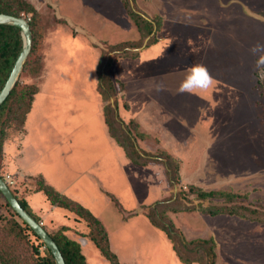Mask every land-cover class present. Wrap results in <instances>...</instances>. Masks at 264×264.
<instances>
[{
  "label": "rangeland",
  "instance_id": "374dc122",
  "mask_svg": "<svg viewBox=\"0 0 264 264\" xmlns=\"http://www.w3.org/2000/svg\"><path fill=\"white\" fill-rule=\"evenodd\" d=\"M26 1L37 12L33 22L34 49L26 60L31 61V66H41V69L37 72L38 67H28L30 72L21 71L9 100L10 107L12 111L16 109V98L22 89L28 85L37 86L40 91L34 97L37 108L32 105L29 112L35 118L28 126V138L34 142L41 137L39 132L49 131L51 135V138L45 140L43 137L41 142L32 144L30 156H34L33 153L47 155L48 152L49 158L53 157L60 149L55 142L61 141L67 129L71 131L82 121L86 123L75 135L78 143L79 140L86 141L83 133L96 124L92 122L95 105L91 99L97 95V65L99 60L104 64L110 62L108 70L115 92L108 102L103 101L98 93L103 103L102 110L107 103H114L118 113H124L123 104L131 112L136 109L141 112L138 119L150 131L154 129L151 131L153 139L146 142L135 139V149L150 161L147 164L153 167V173L159 180L152 176V179L147 178L143 175L146 173L144 170H137L139 174L136 176L131 175L126 165L127 175L120 178V185H114V179L108 180L114 190L130 180L133 183L130 187H138L141 192L139 198L147 204L142 201L134 212L133 206L127 207V203L120 205L113 192L108 191L110 195L105 194V199L109 200L114 220H120L121 211H131L129 218H132L124 228L134 229L136 233L140 227L134 215L146 217L148 206L160 199H173L170 195L173 194L179 200L176 204L179 211L166 212L165 217L185 241L211 237L215 245L214 264H264V78L257 74L253 66L255 57L249 52L256 42L264 43V0ZM125 1L134 12L160 26L155 32V42L148 46V38H145L141 50L131 49L130 52L138 55L144 50L142 55H147L148 48L158 42L157 38H164V42L171 39L174 43L172 56L167 53L168 57L158 61V57L152 55L160 54L159 50H151L152 55L148 53L147 59L136 63L111 50V46L140 39L127 14ZM22 17L29 22L31 15L22 14ZM169 45L166 49H170ZM175 50L178 52L174 53ZM194 64L205 65L216 84L199 94L177 93L184 70ZM161 85L164 90H158ZM13 116H9L5 143L19 142L24 134V130L17 129ZM95 141L96 144L91 145L103 149L105 155L115 154L111 149L114 147L104 135H99ZM154 141L179 167L178 180L172 187L166 183L164 166L153 158L162 152L152 149ZM117 146L116 149L122 152ZM43 158L48 159L46 156ZM91 160L94 158L84 157L80 164L90 166ZM103 165L97 164V167L102 170ZM120 168L109 163V171L120 173ZM6 174L15 175L1 169L3 178ZM84 178L81 180L85 181ZM36 181L34 178V185L24 191L35 190ZM85 183L88 184L85 181L84 186ZM7 185L12 192L15 180L7 182ZM103 185H106L105 181ZM192 186L203 191L238 195L235 204L248 209L246 215L249 217L206 215L202 211L208 206L221 205L224 201L198 199L196 193L189 191ZM87 191L83 198L91 204L94 201L90 198L94 194ZM20 197L18 195L17 198ZM33 214L44 228L45 221ZM12 216L0 198V217L8 219ZM115 221L109 218L106 226L112 227ZM94 231L89 227L88 235H93ZM24 234L25 238L20 243L7 234L6 243L22 264H31L26 258L30 257V244L38 245L39 242L28 231ZM137 235L138 242H131L128 249L129 253L134 251L132 256L146 251L141 244L143 236ZM39 252L44 255L43 246ZM164 257H167L166 253ZM137 263L140 264L139 261Z\"/></svg>",
  "mask_w": 264,
  "mask_h": 264
},
{
  "label": "crops",
  "instance_id": "0c3cea01",
  "mask_svg": "<svg viewBox=\"0 0 264 264\" xmlns=\"http://www.w3.org/2000/svg\"><path fill=\"white\" fill-rule=\"evenodd\" d=\"M157 40L158 42L155 45L148 48L147 55H150L148 53H151L152 55L151 50L153 52L159 50L160 54L155 56L152 55L154 58L158 57V61L168 57L166 56L167 53L169 56H172V47L174 45L172 40L170 39V42H164V38H157ZM167 45H169L170 49H166ZM162 48H164V51H162ZM141 49L142 48H140V50ZM143 51L144 50L138 52L137 57L131 60H135L137 63L143 61V59H147V55H142ZM176 52L178 51L175 50L174 53ZM142 73L145 75V71H142ZM98 97L99 95L97 92L96 98L91 99V101L94 102L95 111L92 115L93 121H90H95L96 124L83 133L86 141L81 142V140H79L78 143V136L75 135V133L78 132L77 130L81 129V126L86 123V121H82V123L79 122L71 128V131H67L69 130L67 129L64 135L60 138L61 141L55 142L56 145L59 144L60 149L58 148L59 152L54 154L51 158H49L50 155L48 152L47 155L41 152L42 154L40 155L33 153L34 156H30L31 145L36 144V142H41L43 137L45 140L46 138H51V135L49 134V131L39 132L41 137H36L37 140L34 142L29 140L28 126L33 123L35 117L30 116L28 113L25 121L24 134L20 141L18 142L17 140L13 144L9 142L4 144L3 169L7 170L11 174H15L14 176H11L15 180L14 188L12 186V190H15L13 193L17 197L20 195L24 198L31 211L45 221L47 226L44 225V229L49 235L52 233L50 231L55 232L57 229L65 227L66 229L64 231V235L80 244L81 253L84 255L86 262L89 264H109V262L104 259L100 251L87 236L89 231L88 225H86L82 219L75 216L72 212L56 205H52L50 201L47 200L43 192L35 190L30 192L24 191L25 188L29 190L30 187L34 185V178L41 177L45 184L52 187L60 195L79 203L87 209L102 224L107 235L109 249L116 255L120 264H138V261L140 264H147V262H152V264H181L165 234L161 230L152 226L148 219L143 215H134V217L138 218L140 227L136 233L133 231L134 229L124 228L129 224L132 218H129V215L132 216L131 211L128 210V217L127 213H123V211H121L122 215L120 220H114L113 213L109 209V200L108 198L105 199L107 194L110 195L108 191L113 192L114 197L120 201V205L127 203L129 205L127 207L133 206L134 208L132 210L134 212L137 209V206L141 205L140 203L143 200L142 198H139L141 192L138 187H130L133 185L130 180L125 181V185L118 186L115 190L109 186L107 183L108 180L114 179V185H120V178H125L127 175L125 168H127V171L129 172L131 171V175L134 174L136 176L139 174L137 170H144L146 173L143 172V175H146L147 178L152 179V177H154V180H158V177L154 175L152 170L153 167L151 165L148 166L147 164L146 166H135L126 157L122 148V152L116 149L118 146L115 140L108 133L107 126L103 119V103L101 102L100 97ZM32 105L37 108L35 100H33ZM122 108L124 109V113L122 112L118 114L120 115V118H122L124 124L127 125L129 122L136 123L138 129L136 132H133V135L138 132L139 135H143L144 137L141 139L138 136H135L136 141L146 142L147 139H153L151 137L153 136L151 131L153 132L154 129H151L150 131L145 127V124L142 125L143 122L138 119L141 118V112H138L137 109L134 110V112H131L132 110H127L124 104ZM57 126H59V123ZM95 128H97V130H95ZM99 135L105 136L106 141L114 147L111 149L115 150V154L111 153L109 156L105 155L106 152L103 151V149L91 145L93 143L96 144L95 140L99 137ZM155 144H157V141L152 143V149L162 151L160 149L161 147ZM43 156H46L48 159H44ZM84 157H89V159L94 158V160H91L90 166L80 164ZM108 157H110L109 160L107 159ZM109 163L113 166H121L120 173L114 172L113 170L109 171ZM97 164H104L101 167L102 170L97 167ZM125 165L126 167L124 168ZM82 177H86L84 179L88 184L85 183V186V181L81 180ZM104 181L106 185L101 186ZM134 187L136 189H134ZM158 188L160 187L158 186ZM95 189L98 190L95 191ZM87 190L92 191L94 194L92 199L90 198V201H94L91 204L86 203V198H83L84 194L88 192ZM155 196L156 195H154V197ZM144 204L146 203L144 202ZM109 218L111 221H115L112 227L106 226ZM124 220L127 221L124 222ZM118 227H120L119 230H117ZM137 234H141V237L143 236L141 238V244L145 247L146 251L139 254L136 253L132 256L134 251L129 253L128 249L131 247V242H138ZM137 249H139L138 244ZM164 253L167 254L166 258L164 257Z\"/></svg>",
  "mask_w": 264,
  "mask_h": 264
},
{
  "label": "trees",
  "instance_id": "16d2710c",
  "mask_svg": "<svg viewBox=\"0 0 264 264\" xmlns=\"http://www.w3.org/2000/svg\"><path fill=\"white\" fill-rule=\"evenodd\" d=\"M124 6L127 14L133 21L137 31L140 34L139 41L124 42L117 45L111 46V50L114 53H118L124 58L135 59L136 53H131L130 50L138 49L142 47L143 40L148 38L147 45L150 46L155 42V32L159 29L157 22H152L141 16V14L133 11L129 2L125 1ZM0 13L21 17L23 15L30 14V21L28 22L30 30L33 33V22L37 16L35 8L26 0H0ZM32 42H34V36H32ZM34 45L32 44L30 54L33 53ZM22 38L20 35V29L16 26L0 24V90L5 84L8 75L14 65V62L21 51ZM109 63L104 64L102 60H99L96 74H97V92L101 95L103 101L108 102L114 95L115 89L111 81V76L108 70ZM38 65V64H37ZM28 67H38L37 72L41 69V66H31V61L26 60L22 71L30 72ZM28 68V69H27ZM16 87V86H15ZM15 90V88H14ZM12 89L5 101L0 105V171L4 168V144L7 140V129L9 128V116L13 114L16 120L18 130H24L23 126L26 121V116L30 112L33 104L35 95L38 93V88L35 85H28L25 89L19 92L16 98L17 106L14 111L10 107V99L14 94ZM6 114V115H5ZM104 123L107 126L109 135L116 141V143L123 149L126 157L135 166H146L149 160L142 157L137 149H135V136L144 138L143 135H139L136 132L138 126L136 123L129 122L127 125L123 123L117 112L116 104L107 103L103 109ZM8 116L7 119H4ZM131 126V127H130ZM146 154L148 156L149 154ZM156 163L164 166V176L166 183L169 187L176 184L178 180L179 167L177 163L172 159L171 156L164 153L163 151L153 157ZM7 175V174H6ZM0 178H3L0 175ZM37 188L35 191H41L46 196L47 200L52 205L64 208L72 212L75 216L82 219L91 231L95 230L93 235L87 236L94 243L96 248L100 251L101 255L106 259L109 264H120L116 258V255L109 249L108 239L106 232L102 224L83 206L79 203L60 195L52 187L45 184L41 177L37 178ZM190 193H196L198 199L213 200L222 199L224 203L221 205H210L206 208L203 213L209 216H218L222 214L226 215H239L240 217H249L246 215L247 210L240 208L235 204L238 195L234 193L224 191H203L196 187H190ZM12 192H15L12 191ZM173 199L164 198L157 200L152 205L148 206L146 218L149 223L155 228L165 233L166 237L172 243V249L176 254L178 260L182 264H214L215 261V245L213 239L191 240L185 241L182 239L178 230L173 226L171 221L165 217L166 212H177L176 204L179 203L176 196L170 194ZM0 198H3L0 193ZM17 198V197H16ZM22 208L29 213L30 216L38 221V218L30 211L24 198H17ZM4 205L8 207L12 213V217L5 219L0 217V264H22L21 259L13 254V251L8 249L7 245V234L11 235L16 242L20 243L25 238V231H28L36 241L38 245L30 244V257L31 264H55L54 259L50 251L44 246V243L39 237L31 230V228L23 222L19 216L11 209L9 204L3 199ZM253 212V211H249ZM159 214V216H158ZM249 214V213H248ZM19 220V221H18ZM65 227L59 228L57 231L50 234L55 244L57 245L60 253L62 254L64 264H89L86 262L84 255L81 253L80 244L72 239H69L64 235ZM93 229V230H92ZM3 233H6L5 235ZM44 247V255H40L39 248Z\"/></svg>",
  "mask_w": 264,
  "mask_h": 264
},
{
  "label": "water",
  "instance_id": "95a60500",
  "mask_svg": "<svg viewBox=\"0 0 264 264\" xmlns=\"http://www.w3.org/2000/svg\"><path fill=\"white\" fill-rule=\"evenodd\" d=\"M0 24L16 26L20 29V35L22 38V48L19 52L14 65L8 75V78L0 90V105L5 101V99L10 94L14 85L16 84L19 75L23 69V65L31 51L32 46V32L28 21H26L22 16L15 17L7 14L0 13ZM0 193L3 199L9 204L11 209L19 216V218L25 222L31 230L39 237V239L44 243V246L50 251L55 264H64L62 254L60 253L57 245L55 244L52 237L46 232V230L35 221L29 213L26 212L24 208L18 202L16 196L11 192L7 183L0 178Z\"/></svg>",
  "mask_w": 264,
  "mask_h": 264
},
{
  "label": "clouds",
  "instance_id": "9594fccd",
  "mask_svg": "<svg viewBox=\"0 0 264 264\" xmlns=\"http://www.w3.org/2000/svg\"><path fill=\"white\" fill-rule=\"evenodd\" d=\"M250 54L255 57L254 68L257 74L264 78V43L256 42L249 49ZM216 84V80L203 64H194L184 70L183 79L180 81L177 93L199 94L208 91ZM158 90H164L158 86Z\"/></svg>",
  "mask_w": 264,
  "mask_h": 264
},
{
  "label": "built area",
  "instance_id": "2783aa9c",
  "mask_svg": "<svg viewBox=\"0 0 264 264\" xmlns=\"http://www.w3.org/2000/svg\"><path fill=\"white\" fill-rule=\"evenodd\" d=\"M3 180L7 183V182H12L13 181V179H12V177L10 176V175H5L4 176V178H3ZM39 224L42 226V223L41 222H39Z\"/></svg>",
  "mask_w": 264,
  "mask_h": 264
}]
</instances>
